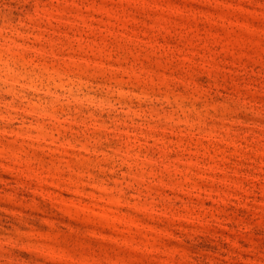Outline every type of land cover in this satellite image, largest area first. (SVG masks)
<instances>
[{
    "label": "rangeland",
    "instance_id": "obj_1",
    "mask_svg": "<svg viewBox=\"0 0 264 264\" xmlns=\"http://www.w3.org/2000/svg\"><path fill=\"white\" fill-rule=\"evenodd\" d=\"M0 264H264V0H0Z\"/></svg>",
    "mask_w": 264,
    "mask_h": 264
}]
</instances>
